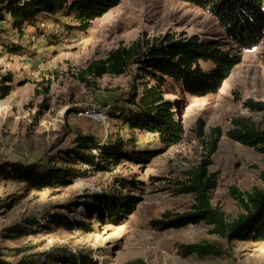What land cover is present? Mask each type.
<instances>
[{"label":"rangeland","instance_id":"1","mask_svg":"<svg viewBox=\"0 0 264 264\" xmlns=\"http://www.w3.org/2000/svg\"><path fill=\"white\" fill-rule=\"evenodd\" d=\"M39 23L43 33L27 26L22 36L10 26H0V81L11 76L7 82L11 91L0 98V162H35L42 170L69 166L86 174L68 185L40 190L0 175V259L60 264V258L73 253L90 257L95 264H264V241H227L210 233L212 227L203 221L181 228L158 229L152 224L190 210L193 195L179 194L177 187L205 152L196 133L198 117L204 120L205 133L216 125L223 132L208 166L217 176L210 192L212 205L220 207L227 219L235 218L241 208L229 187L250 192L262 186L264 154L233 141L228 131L234 118L255 125L264 121V110L244 105L247 99L264 102V36L242 53V60L214 94L194 97L179 82H165L163 96L174 104L184 134L177 144L163 147L156 134L130 129L122 121L121 115L134 108L129 100L133 86L140 90L143 83L154 82L147 73L134 65L121 75L103 74L94 85L82 83L77 74L91 60L102 59L139 36L168 32L175 38L197 34L202 40H226L218 20L181 0H121L87 30L67 29L65 25L75 22L65 12L45 15ZM4 38L20 44V53L8 52ZM201 65L209 70L212 64ZM98 114L107 118L102 121ZM77 134H90L101 144L121 138L127 141L125 152L146 154L140 161L123 158L96 171L65 155L77 145ZM90 151L97 154L98 149ZM106 194L136 198L134 211L119 224L99 220L95 205ZM55 212L70 217L74 227L54 225L49 217ZM28 217L36 222L27 226L26 233L10 237L3 231ZM82 223L87 229L78 226ZM201 240L220 247L221 254L181 255L182 243Z\"/></svg>","mask_w":264,"mask_h":264},{"label":"trees","instance_id":"2","mask_svg":"<svg viewBox=\"0 0 264 264\" xmlns=\"http://www.w3.org/2000/svg\"><path fill=\"white\" fill-rule=\"evenodd\" d=\"M121 0H0V26H10L19 36L27 26L43 33L39 25L41 17L54 16L58 13L72 15L75 24L65 25L69 30H87L91 22L118 6ZM195 5L218 20L223 29L224 39L202 40L197 34L188 37H174L166 32L157 37L139 36L128 45L120 44L102 59L91 60L78 74L82 83L94 85L103 74L121 75L131 66L136 65L154 81L143 83L138 90L136 85L130 93V102L134 106L122 114V121L130 129L144 130L156 134L163 147L177 144L183 136V125L174 111V104L163 96L161 87L169 79L179 82L183 90L194 97L214 94L227 79L233 67L242 60V53L256 47L264 36V0H181ZM3 30L0 28V34ZM36 35V34H35ZM8 52L18 54L20 44H13L9 39H1ZM201 62H210L211 69H203ZM11 76L1 78L0 98L11 91ZM244 105L250 110H264V102L247 99ZM48 106H45L47 108ZM232 128L228 136L246 146L255 148L264 154V121L261 125L249 124L239 118L231 121ZM204 120H196V133L200 138L204 155L198 164L192 167L185 180L178 182L177 192L193 195L190 210L169 220L152 221L154 227L181 228L187 224L205 222L212 228L210 233L227 241H264V169L259 173L262 186H255L250 192L240 191L235 186L229 187V194L240 206L241 211L235 218L227 219L220 207L211 203L210 192L216 185V174L208 170L217 144L223 134L216 125L204 131ZM76 146L65 155L73 161L90 165L96 171H105L111 165H117L123 158L140 161L142 152H125L127 141L121 138L107 140L101 144L90 134H77ZM91 149H98L92 154ZM150 155V154H149ZM148 155V156H149ZM86 174L83 170L71 167L49 166L40 169L39 163L25 164L20 161L0 162V175L23 182L30 188L40 190L50 185H68L73 178ZM136 198L106 194L98 198L95 213L99 220L108 219L119 224L134 211ZM71 203L66 204L67 209ZM93 212V213H94ZM51 222L66 230L74 227L71 218L52 213ZM36 222L35 217H28L22 222L3 229L7 236L27 232V226ZM87 229L84 224H78ZM9 233V234H8ZM181 255H194L203 258L207 255L219 256L222 249L206 240L180 246ZM0 264H31L25 258L17 262L0 259ZM60 264H95L89 257L73 253L60 258Z\"/></svg>","mask_w":264,"mask_h":264},{"label":"bare ground","instance_id":"3","mask_svg":"<svg viewBox=\"0 0 264 264\" xmlns=\"http://www.w3.org/2000/svg\"><path fill=\"white\" fill-rule=\"evenodd\" d=\"M99 116L98 117H100L101 119H102V121H104V118L106 119L107 117H105V115L103 116V115H101V114H98Z\"/></svg>","mask_w":264,"mask_h":264}]
</instances>
